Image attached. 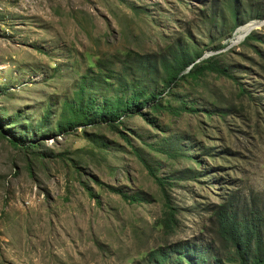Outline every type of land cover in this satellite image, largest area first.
Wrapping results in <instances>:
<instances>
[{"label": "rangeland", "instance_id": "rangeland-1", "mask_svg": "<svg viewBox=\"0 0 264 264\" xmlns=\"http://www.w3.org/2000/svg\"><path fill=\"white\" fill-rule=\"evenodd\" d=\"M231 26L229 0H0V264H157L151 251L179 242L220 258L232 249L214 205L252 202L264 221V44L247 40H264V24ZM186 42L196 61L220 53L229 76L164 91L154 78L158 106L115 124L127 138L107 122L56 128L82 78L98 99L120 95L128 52L154 59Z\"/></svg>", "mask_w": 264, "mask_h": 264}, {"label": "trees", "instance_id": "trees-1", "mask_svg": "<svg viewBox=\"0 0 264 264\" xmlns=\"http://www.w3.org/2000/svg\"><path fill=\"white\" fill-rule=\"evenodd\" d=\"M246 2L244 6L238 8L234 4V0H229L232 30L243 24L245 19H247L246 21L260 20L264 17L263 0H260L261 6H252L251 0ZM244 13L247 17L240 19V15ZM247 40H255L264 44L262 35L259 34H251ZM223 47L225 46L217 45L214 48ZM127 55L128 58L123 59V62H125V70L129 72L131 78L129 80L123 79L120 82L122 88L119 87L120 95L107 96L104 94L98 99L87 91L90 85L85 78H82L73 100L65 103L68 116L57 123L56 128L59 131L74 129L80 124L98 122H107L112 128L118 130L115 124L121 123L120 119L123 116H143L144 112L141 109L143 106L152 108L158 106L157 97L162 92L159 95L155 92V88L152 86L154 78H161L160 82L164 85L161 90L164 91L166 87L182 76H190L196 79L205 71L229 76L228 68L218 61L220 53L196 61L200 57L201 51L192 48L187 42L178 43L174 48L171 47L168 51L161 53L159 58L152 59L151 56H148L147 59L134 52H128ZM98 68L104 70V72L102 71V80L107 81L108 71H112V69L109 66L103 68L102 64L98 65ZM161 73L163 75H160ZM149 75H153V77L150 79ZM100 76L90 79V82H100ZM118 132L127 138L122 130H118ZM10 140L14 142V140ZM16 143L18 142L16 141ZM24 146L33 149L36 144L26 143ZM149 172L151 175H155L152 170ZM156 179L163 186L160 178L157 177ZM109 188L121 194L125 199L139 200L138 197L130 196L120 189L111 186ZM164 206L163 218L160 223L170 229L174 225L175 209L168 200L165 201ZM211 212L215 219V230L218 237L224 241L229 249H232L231 251L228 250L229 253L227 252L226 256L218 258L216 255L210 254L208 248L201 244L179 242L170 247L157 248L151 251L152 253L148 258L154 256L157 264L166 262L172 264H222L225 261L236 262L237 264H264V239L262 236L264 221L261 213L252 202L243 201L240 205L232 198H228L214 205Z\"/></svg>", "mask_w": 264, "mask_h": 264}, {"label": "bare ground", "instance_id": "bare-ground-1", "mask_svg": "<svg viewBox=\"0 0 264 264\" xmlns=\"http://www.w3.org/2000/svg\"><path fill=\"white\" fill-rule=\"evenodd\" d=\"M250 23H248L247 22V24L246 25H240V26H238V28L236 29V31L237 30H239L240 32H242V33H244L245 35H248L253 29H255V28H258V27H260V26H262L263 24H264V21H260V20H254V21H249ZM235 31V32H236ZM232 44L233 45H235L233 42H232Z\"/></svg>", "mask_w": 264, "mask_h": 264}, {"label": "water", "instance_id": "water-1", "mask_svg": "<svg viewBox=\"0 0 264 264\" xmlns=\"http://www.w3.org/2000/svg\"><path fill=\"white\" fill-rule=\"evenodd\" d=\"M262 21H264V20H262ZM237 28H238V27H237ZM237 28H236V29H237ZM236 29L234 30V32L236 31ZM230 44H232V42H231Z\"/></svg>", "mask_w": 264, "mask_h": 264}]
</instances>
